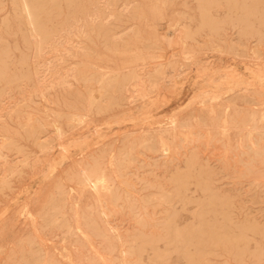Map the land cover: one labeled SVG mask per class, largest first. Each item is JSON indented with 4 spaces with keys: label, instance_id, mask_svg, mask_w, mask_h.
<instances>
[{
    "label": "rangeland",
    "instance_id": "obj_1",
    "mask_svg": "<svg viewBox=\"0 0 264 264\" xmlns=\"http://www.w3.org/2000/svg\"><path fill=\"white\" fill-rule=\"evenodd\" d=\"M137 1L142 4L144 16L133 17L128 12V22L112 20L106 29L86 41L90 53L77 57L65 53L64 60L50 54L58 73L48 74L49 79L55 78V86L48 87L46 101L36 96L26 99L34 86L40 85V80L37 75L30 79L25 75L28 67L33 68V61L29 65L21 61L29 49L22 40L12 0H4L0 9V264H226L228 258L233 264H264V244L254 256L245 254L241 262L227 256L224 226H220L226 222L222 216L211 213L208 200L214 202V213L223 208L231 213L235 223L264 224V139L257 141L260 134H248L252 119L247 117V112H254L264 123V93L258 95V102L229 107L226 115L219 100L210 97L212 92L201 102L202 93L215 91L224 72L230 70L239 73L241 79L247 78L243 79L246 84L252 80L251 88L263 84L264 90V82L252 76L253 70L264 66V34L241 35L240 25L228 21L224 1L213 9V15L219 18L213 29L203 24L200 6L206 0ZM154 1L163 7L162 13H155ZM116 5L120 9L122 0ZM261 6L264 17V3ZM67 9L63 2L53 8L52 14L63 21ZM175 20L190 27L189 42L199 47L195 54L205 62L209 60L218 72L210 78L200 64L183 60L179 73H175L176 85L165 86L162 81L161 91L153 92L146 100L129 102L127 98L122 106L106 108L109 99L105 92L107 97L103 94L99 99L104 103L99 101L103 110L90 106L86 88L88 92L94 89L99 93L101 87L97 81L90 80L93 83L90 86L79 78V68L90 61L89 67L94 65L96 69L88 67V74L110 69L114 73L113 66L119 63L122 67L127 57L119 52L125 48L124 41L112 40L110 34L122 31L125 26L129 32L136 26L141 35L159 34L167 42L168 23ZM261 27L264 31V25ZM180 46L176 41L173 50L167 48L166 57L177 58L182 51ZM252 48L261 51L260 60L252 55ZM120 67L115 69H125ZM167 73L173 75L171 66ZM63 79L67 83L62 84ZM59 112L67 116L62 113L58 117ZM72 112L85 114V118L71 119L68 116ZM224 118L229 123L236 119L245 125L241 130L230 124L225 131ZM56 119L65 127L61 138L52 125ZM30 124L42 125L40 140H50L53 147L42 151L34 136H29ZM160 135L169 143L168 153L163 151ZM4 136L14 143L4 146ZM258 142L261 150L256 153ZM93 155L98 156L111 175L109 178L112 177L109 190L101 188L100 194L90 186L83 188L78 184L77 170L86 169L94 161ZM248 164L251 172L246 171ZM190 167L195 178L188 184V193L182 189L178 192ZM199 177L203 181L197 183ZM107 191L113 194L108 195ZM224 199L230 204L219 205ZM170 219L182 229L194 228L183 231L187 241L175 239ZM211 222L218 225L212 226ZM166 251H169L167 259L157 257Z\"/></svg>",
    "mask_w": 264,
    "mask_h": 264
},
{
    "label": "bare ground",
    "instance_id": "obj_2",
    "mask_svg": "<svg viewBox=\"0 0 264 264\" xmlns=\"http://www.w3.org/2000/svg\"><path fill=\"white\" fill-rule=\"evenodd\" d=\"M118 1L119 0H12L14 8L16 9V14H17L18 20L20 22V29L19 30H20L22 37H23L22 40L25 41L24 43L27 45V47L29 49V52H27V54L22 55L21 61L24 63H27L28 65L31 63V61H33L32 62L33 68L28 67V73L25 75L28 77V79H30L33 75H35V77L37 75V78L40 80V85L38 84L39 85L38 87L34 86L35 88L30 91V94L28 95V97H26V99L31 100L32 98L34 99L35 96L43 98L46 101L49 99L46 91L48 90V87L52 88L55 86L54 85L55 83L53 81L55 78L53 80H51V79H49V77L51 74H56V72H57V70L54 71L55 68H53L56 64V63H54L55 61H53L54 56L59 60L64 58L63 54H65V53H67V56L70 55V56L77 57L80 54H82V56H84L83 54H85L89 51V48H88L89 45L87 46L86 41L92 40L94 34L99 32V30L103 31L104 29H106L108 27L107 25H109L112 20L116 19L118 21H122L123 23L128 22V12H132L133 17L144 16L145 11L143 12V10L140 9L142 4L140 5L139 1H137V0H122V7L120 9L118 8V5H116ZM221 1H224L226 4V7H224V8H226L225 10L228 11V18H227L228 21L232 22V24H234V25H240L241 35L249 34V35L255 36V35H258L260 33L264 34V31L261 27L262 25H264V17L261 14L262 9H263L261 4L264 3V0H206V2L204 4H201V6H200L202 9L203 18H204L203 24L210 26L212 29L216 28L217 23L219 21V18H217L213 15V9L214 8L218 9L220 7ZM63 2L67 5L68 9L65 12V14L63 13L64 14V18H63L64 20L61 21V20L56 19V17L52 14V12H53L52 10H53V8H57V7L62 6ZM12 3H11V5H12ZM0 5H1L0 9H2L4 7V0H0ZM154 5H155L154 6L155 13H158L163 8V7L161 8V6L159 7L160 4L158 5V3L156 4V2L154 3ZM61 12H62V10H61ZM145 14H147V13H145ZM146 16L148 18V15H146ZM147 21L149 22L150 20H146V22ZM132 29H131L132 31L128 32V26H125L124 28H122V31H119V32L116 31V32L110 34V37L112 38V40H114V39L116 41L120 40V42H121V40L124 41L125 48L122 50L120 49L119 52L122 51V53H120L121 55L127 54V57L125 56L126 59L123 61H122L123 58H121V61L124 62V65L121 62L122 67H120L118 62H117L118 64H116V66L119 65L120 68L124 67L125 68V69L123 68L124 70L121 71L119 69H115V68H119V67L113 66V68L115 70L114 73H112V70L110 69V72L109 71L103 72L104 71L103 70V71H101L102 73H99V74H97L95 72H94V74H88L89 72L87 73L86 71H87V68L89 67L88 63H90V61L88 63L86 61H84V62H86V63H84L85 67L83 68V66H82V68L81 67L79 68V74H80L79 78H82L90 86H92V84H93L91 82L89 83L90 80L97 81V82H99L97 85L100 84V87H101L99 89V93H98V91H94V89H90L91 91L88 92L87 88H86L87 94L89 93L88 94L89 96L87 99L89 100L90 106L96 105V107L98 109L103 110L104 103H101V100H99V99H101L103 94L105 95V92L107 93L106 95L108 96V99H109V101L107 100L108 103L105 106L106 108L111 106V105L122 106V105H124V103H123L124 99H127V98L129 99L128 100L129 102H131L133 100H137V99L138 100H140V99L146 100V99L151 97V94H153V92L160 90L162 88L160 86L162 81H164L163 84H165V86H166V84L172 85V84H175L177 82L176 81V78H177L176 75H178V74H175V73L178 72V67L180 66V64L183 63V60H188V63L196 62V64H200V66L202 67L205 74H207L210 78H211L213 73L215 74L216 72H218V70H216V69L214 70V68H212V64H211V62H209V60L205 62L204 60H202V58L197 57V56H199V54L198 55H197V53L195 54V51H197V49L199 47H197V45L195 43L193 44V43L189 42V40L192 39V30L190 29L189 26L184 25L181 20L180 21H178V20L177 21L176 20L170 21L168 23V31L166 33L169 36V38H168L167 42L163 41L162 36H159V34H154L152 36L149 33V36H147V35L143 36L140 34V31L136 26H134V28H132ZM170 31L172 32V34H170L171 33ZM176 41H179V43L181 44V46H180L182 49L181 54L178 55V57L176 55H174V57H177V58H171V59L167 58L166 54H165V52L167 51V48L169 49V47H171L173 50ZM122 46H123V44H122ZM119 48H122V47H119ZM243 48H245V47H243ZM9 49H10V47H9ZM252 50H253L252 55L255 57V59L257 58L260 60L261 56H262L261 51L258 48H255V49L252 48ZM239 51H241V49ZM3 52H5V51L3 50ZM89 53H90V51H89ZM50 54H53L52 55L53 60L51 59ZM173 54L174 53H172V55ZM172 55H171V57H172ZM104 56H105V54H104ZM85 60H87V59H85ZM108 60H110V59H108ZM80 61L81 60H79L78 62H80ZM202 61H204V62H202ZM262 62H264V61H262ZM4 63L5 64L8 63L7 58L4 59ZM96 63L97 62H95L94 64H96ZM114 63H116V61H114ZM84 64H82V65H84ZM77 65H75V66H77ZM90 65H92V64H90ZM96 65H99V64H96ZM0 66H1V64H0ZM92 66L94 67V65H92ZM92 66H90V67H92ZM170 66L173 68V72H174L173 75H171V76H169V74L167 73V69ZM258 66L260 67V65H258ZM109 67L111 68L112 66H109ZM109 67H106V68L109 69ZM94 68L96 69V67H94ZM57 69H59V68L57 67ZM75 69H76V67H75ZM183 70H185V69H183ZM186 71H187V69H186ZM99 72H100V70H99ZM48 74H50V75L48 76ZM205 74H203V75H205ZM238 75H239V73H238ZM238 75L235 72V70H230L228 72L227 71L224 72V74L222 75L223 78L221 77L222 82L221 83L218 82V85L216 84L217 88L215 89V91L207 90V91H204L205 92L204 94L202 93V97L199 96L202 98L201 102H204L207 97L209 98V93L212 92L213 94L211 95V93H210V97L219 100V102L222 106L221 109L224 110L223 112L225 113V115H226V113H228L229 107L237 106V105H240L241 103L250 104L253 102H258L257 101L258 95H261V94L263 95V93H264V90L262 89L263 84H261L262 87L260 86V87L251 88V86H249V83L250 84L252 83L251 82L252 78L250 79L251 81H249V83L247 82L248 84H246L245 81H247V78L245 80V78L242 77L245 80V81H243V79H241V76L239 75L240 76L239 77ZM198 76H200V75H198ZM252 76H253V78L254 77L257 78V80H260L259 82L263 83L264 82V66L261 68L253 70ZM75 77H76V75H75ZM42 80H43V83L41 84ZM76 80H78V79L76 78ZM60 81L58 84L67 83V80H65V79H63V81H61V83H60ZM37 82H38V80H37ZM209 82H211V81H209ZM253 85L254 84H252V86ZM259 85H260V83H259ZM259 85H256V86H259ZM94 86H95V84H94ZM168 87H170V86H168ZM94 88H96V90H97L98 86L94 87ZM211 89H213V88H211ZM1 90L2 89L0 87V93H1ZM96 93H98V94H96ZM136 93H138V94H136ZM87 94H85V96ZM263 98H264V96H263ZM99 101L103 105L99 104ZM28 102H30V101H28ZM213 105H214V103H213ZM117 106H115V107H117ZM223 107H224V109H223ZM88 108H89V104H88ZM88 108H87V110H88ZM214 108L216 109V107H214ZM214 108L212 111L215 113V115H218V114H216L218 112H216L214 110ZM89 110H91V109H89ZM63 112H59L58 113L59 116L58 115L57 116L60 117V115H63V114L66 115V113H63ZM213 112L210 111V113H213ZM263 113H264V111H263ZM83 116H85V114H79L77 112H72L69 114L68 117H71V119L78 117V118H81V120H82ZM262 116L264 117V115H262ZM247 117L252 119V122H251L252 128L248 131V134L249 135L253 134V133H257L258 135L260 134V138L257 137L259 139L258 140L256 139V140L257 141L263 140L264 139V136H263L264 135V123H260V120L262 118L261 117L257 118L258 116L256 117L254 112H247ZM46 118H48V117H46ZM84 118L85 117H83V119ZM218 118H221L220 120L223 119V117H218ZM226 119L224 121V125H222V127L224 126L223 130H225V131H226L228 125H230V124H233L234 126L238 127L241 130H242L241 127H243L245 125V122H243V121L231 119L232 121H231V123H229L228 119L227 120ZM221 124H223V123H221ZM37 125L38 126H36V124H32V125L30 124V126L32 128H30L29 136L30 135L34 136L33 137V138H35L34 142H36L38 144V147H40L42 151L43 150L48 151L49 148L53 147V143L51 144V142H49L50 140L49 141L43 140L44 142L40 140V138H41L40 133L42 132L44 127L42 128V125H39V124H37ZM52 125L54 126V130H56V132H57L56 135H58L61 138V136L64 135V133H65V130H64L65 127L63 128L62 123L58 119L54 120L52 122ZM160 138H161L160 143H161V146L163 148V151L168 153L167 151L169 150L168 149L169 147L167 144H169V143H167L165 141L164 137L161 136ZM10 139L11 138L4 136V144L3 145L5 146L6 144H9V142H12ZM12 143H14V142H12ZM231 146H232V144H231ZM256 146H257V144H256ZM126 149H127V147H126ZM260 150H261V147H260V143L258 142V149H257L256 153H259ZM4 155H5V153H4ZM26 156L27 155H25V157ZM97 157L95 158V156H94V161L90 164L88 163L89 165H87V168L84 169L83 171L77 170V172H78L77 178H78V182H79L78 184H80L83 188L90 186V188H92L95 193L100 194L101 192H99V190L101 191L103 188L109 190V183L108 182L110 181V178L112 179V177L109 178V176H111V175H108V172H106V169L101 165V163H100L99 159H97ZM22 162L23 161H21V163ZM115 163L116 162L114 161V164ZM188 166H190V165H188ZM245 168H246V171H248V172H251L253 170L249 164L247 167L245 166ZM13 169H15V168H13ZM13 169H12V171H13ZM15 170H17V169H15ZM74 173L76 174V172H73V175H74ZM74 177H75V175H74ZM185 178H186L185 181L180 183V185H182V186L178 187V189H179L178 192H182L184 190V193H188V190H189L188 184L192 183L193 178H195V174H194L192 167H190L189 171L186 173ZM195 181L197 183H199L200 181H203V179L199 177V178H196ZM110 183H111V181H110ZM110 186H111V184H110ZM181 189H182V191H181ZM110 192L107 191V194L109 195ZM111 193L113 194V192H111ZM103 194H105V193H103ZM161 194H164V193H161ZM101 195H99V197ZM108 198H109V196H108ZM109 199H111V197ZM161 199L162 198H160V200ZM208 200L210 201L209 203L211 204V211H212L211 213L213 215L222 216V219L225 220V222H226L224 225L222 224L220 226H222V228L224 226L223 233L225 234L226 239H227V252L226 253H227L228 257L230 256L234 260H236L237 262H241L244 259L245 254H247V253H252V254L258 253V251H260L262 249V246L264 244V224L257 223L255 221L235 223L233 221L234 218L232 217L231 213L224 211L223 208L222 209L218 208V210L214 213L213 208H212V204L214 202L210 198H208ZM227 204H230V203L226 202V200L224 199L219 205L226 206ZM103 208H105V207L103 206ZM213 219L217 220L219 218L214 217ZM246 220H248V217ZM171 222L172 221L170 219L169 226H172L171 230H172V233L174 234L175 239H178L182 242L187 241L186 240L187 235L185 236L183 231H186V232L192 231V230H194V228L191 227V228L182 229L181 225H178L176 223H171ZM210 225L217 226L218 224L216 222H211ZM168 256H169V251L161 252V253L157 254V257L161 260L167 259ZM253 256H254V254H253ZM247 257H248V254H247ZM226 264H233V262H230L229 258H228V260L226 261Z\"/></svg>",
    "mask_w": 264,
    "mask_h": 264
}]
</instances>
